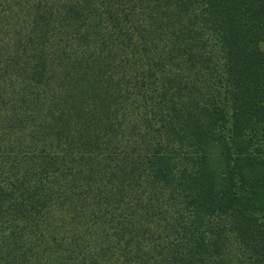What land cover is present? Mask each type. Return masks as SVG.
Instances as JSON below:
<instances>
[{
  "label": "trees",
  "instance_id": "obj_1",
  "mask_svg": "<svg viewBox=\"0 0 264 264\" xmlns=\"http://www.w3.org/2000/svg\"><path fill=\"white\" fill-rule=\"evenodd\" d=\"M0 264H264V0H0Z\"/></svg>",
  "mask_w": 264,
  "mask_h": 264
}]
</instances>
